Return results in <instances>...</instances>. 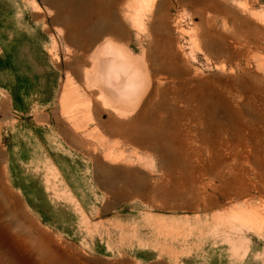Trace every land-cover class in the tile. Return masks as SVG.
<instances>
[{
  "label": "rangeland",
  "instance_id": "1",
  "mask_svg": "<svg viewBox=\"0 0 264 264\" xmlns=\"http://www.w3.org/2000/svg\"><path fill=\"white\" fill-rule=\"evenodd\" d=\"M132 3L0 0V264H264V0ZM113 37L156 76L128 117Z\"/></svg>",
  "mask_w": 264,
  "mask_h": 264
},
{
  "label": "bare ground",
  "instance_id": "2",
  "mask_svg": "<svg viewBox=\"0 0 264 264\" xmlns=\"http://www.w3.org/2000/svg\"><path fill=\"white\" fill-rule=\"evenodd\" d=\"M155 1L156 0H133L131 4L133 13L130 19L135 27L142 31L147 30L144 23V15L146 12L150 13L152 11ZM116 38L117 37L107 39L94 50L91 56V68L86 69L84 72L86 79H88L87 81L91 80L96 86H102L106 80L108 81V84H106L108 88H101L104 94L114 90L115 93L120 95L119 104L114 106V113L121 118L130 116L131 112L136 110L138 104L141 103L144 96L148 93L152 85V80L156 82V76L151 72L150 76L147 72H144L141 62H139L140 59L135 58L133 54L127 50L128 48H126L125 44ZM138 92L140 96L131 100ZM244 217L238 216L240 221L245 222L246 219H249L252 222L251 218L245 217L246 219H244Z\"/></svg>",
  "mask_w": 264,
  "mask_h": 264
}]
</instances>
